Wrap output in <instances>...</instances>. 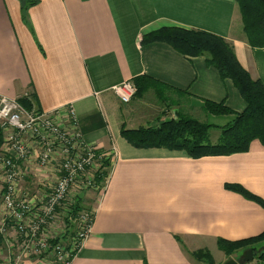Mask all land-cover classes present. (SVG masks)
Wrapping results in <instances>:
<instances>
[{"label": "crops", "instance_id": "0c3cea01", "mask_svg": "<svg viewBox=\"0 0 264 264\" xmlns=\"http://www.w3.org/2000/svg\"><path fill=\"white\" fill-rule=\"evenodd\" d=\"M38 1L24 18L20 0H0V94L33 93L35 107L44 112L71 106L81 130L84 119L101 113L106 127L84 136L111 156L103 191L97 198L91 194L97 199L92 234L70 264H199L188 252L226 257L218 239L262 234L264 207L225 187L241 185L264 200L259 140L246 153L193 159L165 148H136L121 135L122 126L158 127L179 116L216 127L235 118L208 113V101L235 113L246 109L234 83L206 57H186L164 42L142 43L145 34L164 27L216 34L264 84V48L248 44L236 0ZM136 78L156 82L162 94L166 86L165 94L159 97L151 87L123 104L114 87ZM212 130L210 140L217 143L221 131ZM81 195L85 201L89 194ZM66 232L71 241L74 228ZM4 240L0 258L10 257ZM23 264L36 262L28 258Z\"/></svg>", "mask_w": 264, "mask_h": 264}, {"label": "trees", "instance_id": "16d2710c", "mask_svg": "<svg viewBox=\"0 0 264 264\" xmlns=\"http://www.w3.org/2000/svg\"><path fill=\"white\" fill-rule=\"evenodd\" d=\"M20 1L22 17L24 18L29 9L39 3L38 0ZM236 3L241 13L243 30L248 44L253 48H264V0H236ZM153 42L167 43L186 57H206L207 64L217 69L223 79H229L234 83L244 98L247 107L242 113H235L223 103L206 102L205 109L208 113L222 116L235 115V118L224 127L202 123L188 116H179L176 120L162 122L158 127L130 130L122 126L121 135L130 145L146 149L165 148L182 152L193 159L246 153L250 150L251 143L254 140H259L264 146V84L259 79H253L250 73L240 64L230 42L213 33L180 27H164L143 36V44ZM134 82L138 88L137 95L143 94L151 87L156 88L159 97H163L165 94L166 86L163 85L165 88L162 90V94L158 84L149 78H136ZM28 96L18 98V101L22 106L31 110L35 106V95L32 93ZM81 126L82 133L86 134L105 128L106 123L102 114L97 113L84 119ZM214 128L221 131L217 143H212L210 140V131ZM3 143L4 134L0 127V149ZM102 153H104L103 150L97 151L98 156ZM110 171L111 159L108 157L101 159L93 178L96 187L103 188ZM225 187L227 190L239 193L264 207V200L253 195L243 186L226 184ZM83 202L84 196L78 195L75 203L69 209L70 216L76 217L79 212L89 210L84 207ZM65 222L68 227L65 231L68 233L73 224H71L69 218ZM67 238V235H61L50 240V245L55 246L61 242L67 243ZM176 238L182 243L180 237L177 236ZM217 246L229 259L236 253L252 250L254 259L245 264H250L254 260L257 264H264V252L262 251L264 232L256 237L239 241L218 239ZM188 253L198 261H204L207 264L216 263L209 250Z\"/></svg>", "mask_w": 264, "mask_h": 264}, {"label": "built area", "instance_id": "2783aa9c", "mask_svg": "<svg viewBox=\"0 0 264 264\" xmlns=\"http://www.w3.org/2000/svg\"><path fill=\"white\" fill-rule=\"evenodd\" d=\"M137 91L133 80L114 87L115 94L123 104H129ZM0 127L4 134L0 149L1 201L4 210L0 238L6 236L7 224L12 223L13 233L21 239L26 256L29 253L34 255L37 264H70L92 234L95 211L83 210L76 217L68 214L65 220L69 218L75 227L74 236L67 243L51 246L50 240L60 237L63 232L58 237H50L47 228L56 217V212L63 207L70 209L75 203L71 197L72 190L78 191L75 197L81 195L85 188L95 187L99 191L93 179L85 182L84 177L88 169L99 167L101 159H111L110 154L104 152L98 156V149L86 142L80 120L71 106L49 112L35 106L29 110L18 99L0 94ZM22 166H28L31 170L36 167L54 171L57 182L46 198L45 206H30L20 200V185L25 176ZM20 258H0V264H23Z\"/></svg>", "mask_w": 264, "mask_h": 264}, {"label": "rangeland", "instance_id": "374dc122", "mask_svg": "<svg viewBox=\"0 0 264 264\" xmlns=\"http://www.w3.org/2000/svg\"><path fill=\"white\" fill-rule=\"evenodd\" d=\"M241 14V13H240ZM242 18V17H241ZM138 93V91H137ZM134 96V98L137 96ZM133 98V99H134ZM14 99H18V98H14ZM132 99V100H133ZM169 117H176V115L174 113H170ZM207 124V123H206ZM214 133V130H212V134ZM35 169H30L28 166H22V169L25 172V176L22 179L20 188H21V201H25L26 204L30 205V206H34V205H39V206H45L47 203V197L51 194L52 189L54 188V186L56 185L57 182V178L55 176L54 171L51 168H36ZM98 168L94 169L90 168L88 169V171L85 174L84 180L85 182H88L93 179V174L92 172L95 174V172L97 171ZM108 178L106 179L107 182ZM105 182V185H106ZM2 176L0 174V223L3 217V208H2V201H1V189H2ZM105 185L103 186V188H99V193H101L105 187ZM94 188H85L83 189V192H85L86 194H89L87 199L84 201V205L87 207V205L85 204V202L87 204L89 203H93L90 205V207H87V209L91 210V208L94 205V202L97 200H92L91 199V194L94 193L96 198L99 195L98 190L95 192ZM77 190H72L71 191V197L72 200L75 201L76 199V195H77ZM69 212V207H63L60 209L59 212H56V217L51 221L49 228H47V233L48 231L50 232V237H58L62 232H64L68 227L67 224L65 222V218L68 216ZM7 224V228H8V233H6V236H4V241L8 244L7 248H8V254L12 257V258H18V257H22L20 258L21 261H23L24 259H28L30 258L32 261L36 262L37 264V259L34 255H32L31 253H29L28 256H26L25 250L22 247V241L21 239L13 233V229L11 228V225ZM75 227V224L73 223L72 225V229ZM241 253V254H240ZM240 253H236L234 254L230 259H235L237 261H239L240 263L245 264L246 261L245 260V256L247 252H240ZM7 254V255H8ZM212 254V253H211ZM221 254V255H219ZM214 260H215V264H225L228 260H230L227 257H223L224 255L219 252L216 251V254L212 255ZM254 259V258H253ZM252 259V260H253ZM195 262H201L199 264H207L204 261H198L197 259H195ZM251 261V260H250ZM198 264V263H195ZM250 264H257L256 260H254L253 262H251Z\"/></svg>", "mask_w": 264, "mask_h": 264}, {"label": "water", "instance_id": "95a60500", "mask_svg": "<svg viewBox=\"0 0 264 264\" xmlns=\"http://www.w3.org/2000/svg\"><path fill=\"white\" fill-rule=\"evenodd\" d=\"M81 197H83V195H81ZM262 251L264 252V246L262 247ZM253 258H254V255H253L252 250H248L246 253V256H245V260L250 261ZM225 264H243V263H240L239 261H237L235 259H230Z\"/></svg>", "mask_w": 264, "mask_h": 264}]
</instances>
